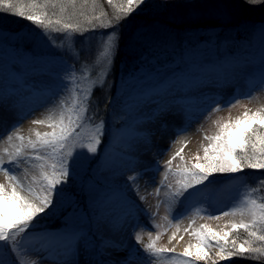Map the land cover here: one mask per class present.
Instances as JSON below:
<instances>
[{
    "label": "snow or ice",
    "instance_id": "1",
    "mask_svg": "<svg viewBox=\"0 0 264 264\" xmlns=\"http://www.w3.org/2000/svg\"><path fill=\"white\" fill-rule=\"evenodd\" d=\"M146 3L0 0V14L31 22L40 39L57 50L44 56L29 46H9L0 32V107L16 108L32 100L31 112L51 105L46 119L31 121L51 131L33 128L32 136L25 137L17 128L6 137L10 147L0 148V173L6 178V183H0V264H160L163 259L168 264H230L237 257L264 264V195H254L264 190V179L247 187L235 206L220 212L242 217L229 222L227 230L217 232L207 224L191 228L194 220L190 221L189 234L195 242L180 253L174 247H157L160 231L155 236L147 232V242L143 231H136L141 215L150 219L157 215L140 208L133 198L146 199L139 195V181L152 173L145 187L156 183L154 174L160 168L159 161L142 164L153 147L152 126L166 129L165 117L183 115L186 123L181 130L186 131L211 99L202 96L206 106L194 110L193 94L207 88L244 81L249 85L243 93L247 99L256 87L264 90V23L229 27L225 22L235 13L221 0H162L161 6L172 10L174 23L139 28L132 67L118 69L120 27ZM243 5L264 11V0H243ZM52 33L60 34L59 43ZM88 33L97 35L95 47L81 42L77 48V39ZM65 57L74 63L68 64ZM96 67L97 78L82 88L78 79L87 78ZM109 76L113 79L109 88L119 81L118 109L112 106V96L105 99V110L112 107L114 114L111 125L104 117L93 122L95 114L88 115L94 90L103 88ZM239 95L236 91L227 99L228 107L240 103ZM220 107L217 102L212 112ZM212 123L217 131L203 137L207 143H201L202 155L198 151L185 162L177 151L163 162L154 194L167 189L168 215L163 219L169 225L188 211L194 216L208 212V219L218 220L220 215H211L216 210L212 205L216 192L231 197L233 183H243L246 169L264 172V107ZM13 138L19 143H12ZM160 154L158 149L155 155ZM178 156L181 163L173 167ZM84 161L96 162L97 167L84 168ZM22 165L23 178L16 174ZM29 168L38 169V175ZM81 171L80 194L67 193L69 180ZM217 176L227 184L210 189ZM181 207L183 212L174 211ZM54 213L61 214L60 225L55 230L41 229V217ZM153 227L161 226L153 223ZM129 230L135 240L131 246L117 239ZM241 230L246 233L242 240Z\"/></svg>",
    "mask_w": 264,
    "mask_h": 264
},
{
    "label": "rangeland",
    "instance_id": "2",
    "mask_svg": "<svg viewBox=\"0 0 264 264\" xmlns=\"http://www.w3.org/2000/svg\"><path fill=\"white\" fill-rule=\"evenodd\" d=\"M151 2V3H150ZM222 3L232 6L234 15L229 17L228 21L225 23L228 24L229 27H236L237 25H244L248 24L246 22H243L244 19L252 17H262L263 20L256 21L254 24H260L264 23V11H253L248 9L246 6L243 5V0H221ZM162 0H147V3L140 8L139 11L134 13L131 17H129L126 21H124L120 27V33H121V43H120V49L118 54L116 55V67L118 69L126 71L127 69H130L135 61L136 56V49L134 46V35L136 31L141 27H153L156 25H168L172 26L174 23L172 21V10L166 9L161 6ZM103 7H105L109 12H111V9L107 8L106 4H102ZM148 6L150 8L156 7L155 9L157 13L149 12ZM91 6H89L90 11ZM99 9H97L98 11ZM155 12V11H154ZM259 12L263 14L262 16H259ZM0 32L4 34L5 37H7V44L9 46H14L15 44H19L21 47L29 46L32 47L34 51L40 53L44 56H49L50 53L56 52V48L53 47L52 44L47 43L46 41H42L40 37L37 35L39 32L38 29H35V27L31 24V22L24 20L22 18L14 17L8 14H0ZM52 36L57 38V43L60 42V34L52 33ZM97 39L96 34L88 33L85 35V37H81L77 39L76 41V47L79 48L81 45V42H83L85 47H89L90 45L92 47H95V41ZM68 64H73L74 61L69 58L65 57ZM83 60V55L81 57ZM77 69L80 68L79 64H76ZM100 69L99 67H96L91 74L84 79H78V82L80 83V86L82 88L87 87L88 83L92 79L97 78V74L99 73ZM113 83L112 76L108 77V82L103 88L97 87L94 90L93 97H92V104L89 110L88 115L91 117L93 114H95V118L93 122L98 121L101 117H104L109 125L113 123V112L112 107H108L107 111L106 104H104L106 97L112 96L113 102L112 106L117 107L118 105L115 103V98L119 97V81L116 82V87L109 88V85ZM243 86H248L244 81L241 82ZM232 85V84H231ZM244 88V87H243ZM230 90L224 91L223 88H207L204 89L203 93H194L193 94V107L194 110H199L201 108H204L206 105L202 102L201 97L207 96L211 99L207 102V110L203 112L202 115H199L196 119H194L190 126L187 127L186 131H182L184 124L186 123L185 119H180L179 115L177 116H168L165 117V122L167 123L168 127L166 129H161L159 127V124L153 125L152 130L154 132L152 136V150L149 152L147 156H144L142 158V164H151L152 163V155L156 152L153 151L155 148V144H159L158 149L161 150V154L157 156L158 158H161L162 161H167L174 153L177 151L180 152V155L184 158V161H188L190 158L194 157V155L199 151L202 155V149H201V143H207L206 140L203 139L205 135H214L217 131V125L213 124V121H225L232 119L234 120L236 117L240 116L245 110H251L255 111L261 107H264V95L263 90L257 87V91H251L250 95L252 96L251 99H247L243 97V95H239L236 98L240 100L239 104H236L235 107H228L226 101L229 97L233 95V89L229 88ZM242 92H248L249 90L240 89ZM223 96V100H221V97ZM252 100V101H251ZM220 102L221 107L218 111L212 112V108L216 107V103ZM23 105V103L21 104ZM103 105V106H102ZM102 106V107H101ZM103 108V110L101 109ZM102 112V113H101ZM118 114V113H117ZM103 115V116H101ZM51 131V129H49ZM165 143L161 145V143ZM6 147L9 144L6 143ZM100 154H104V145L102 144L100 146ZM33 163H36V161H33ZM181 163V159L178 156L173 161V167ZM24 165L21 166V170L18 171L20 173L21 178L22 176V170ZM97 167L96 162L89 163L88 161H84V168L88 169H95ZM250 171V175L254 178L252 183L246 182L243 178V183L240 182H234L233 187H235L237 190L244 192L247 187H255L257 186V183L260 179H264V172H258L256 170L246 169L245 171ZM29 171L38 175V169L35 168H29ZM2 174V173H0ZM131 173H126L125 175H130ZM81 176H83V171L80 172L79 175H77L76 179L73 181L72 179L69 180L67 186L65 187V191L69 194H80V187H81ZM87 179V177H85ZM217 179H221L223 182L225 181L224 178L217 176L215 178V181ZM170 180L172 178L170 177ZM0 183H6V179L3 178L0 180ZM159 182H156L150 186L149 192H147L146 195L143 193H139V195H144L146 199L144 201H140L138 199V196H133L134 199L137 200L138 204L140 205V208L146 210L147 212L151 213L153 211L157 212V215L154 218H149L148 216L141 215V227H137L136 231H143L144 233V240L145 242L148 241L147 232H152L155 236L157 231L161 232V235L157 241V247H168V248H175L174 242L172 239L170 240L169 233L172 232L175 228V225L177 224V220L171 219V224L169 225L168 220L163 219L166 215H168V211L166 208V204L163 203L162 197L164 193L167 191L165 188H161L160 195L156 196L154 194V190L157 187ZM140 188L141 185L144 184L143 180L139 181ZM145 187V185H144ZM148 190V186L145 187ZM151 193V194H150ZM257 197H260L261 195H264V190H261L254 194ZM217 199V195H215L214 199ZM213 199V201H214ZM160 201L159 209L156 208L157 201ZM236 198L232 199V201H235ZM212 201V202H213ZM214 211H211V215H220L214 214ZM60 213H54L49 214L48 216H42L39 220L38 224L41 229L53 227L54 225L60 224ZM220 217H223V215H220ZM238 217V216H237ZM196 219H199L194 227L191 228H198L201 224H207L210 228H212L214 231L222 232L224 230H227V225L225 223L219 222L217 224L218 220L208 219L206 217V214L204 212H201L195 216ZM243 219L247 220V217H243ZM241 219H239L240 221ZM236 220L235 222H239ZM153 223L159 224L161 227L159 229H156L153 227ZM183 228V227H182ZM190 229L188 231H183L182 234L178 235L176 237V240L178 241V237L180 236V243H181V252L183 251L184 247L188 246L190 243H194L195 239L194 237L190 236ZM190 236V237H189ZM241 240L246 238V233H243L241 230L240 232ZM117 239H122L126 244L129 246L135 244L134 240V233L129 230L127 233H124L120 235ZM215 251L216 249L213 247L210 249V255L212 258H215ZM180 253V252H176ZM248 262V259L243 258H233L230 262V264H246ZM160 264H168L167 259H163L160 261ZM203 264V262H201ZM219 264H229V262L220 261ZM255 264V263H253Z\"/></svg>",
    "mask_w": 264,
    "mask_h": 264
},
{
    "label": "bare ground",
    "instance_id": "3",
    "mask_svg": "<svg viewBox=\"0 0 264 264\" xmlns=\"http://www.w3.org/2000/svg\"><path fill=\"white\" fill-rule=\"evenodd\" d=\"M260 20H263V18L262 17H255V18L250 17V19L249 18L244 19L243 22H246L248 24H254V23H256V21H260ZM248 87H246V88H248ZM240 89H241V86H239L236 90H234V92L239 91ZM242 89H245V88H242ZM246 90L247 89H245V91ZM259 90H260V88H259ZM253 91H257V87L255 89H253ZM240 93H241V95H243V93H246V92L243 91V92H240ZM263 95H264V90H263ZM243 97H244V95H243ZM33 105H34V103L31 104L30 102H28V103H23V105H20L19 107H16V108L12 107L13 114L10 116L11 117L10 118L11 127L14 126L12 132L16 131V129L18 128L21 135H23L25 137H28V136H32L31 129H33V128H35L37 131H40V132L50 131L49 128L46 125H33V124H31V121L33 119H46L47 114H48L47 110L51 106L50 103L49 104H44L41 107H36L34 111L29 112V110L33 107ZM101 116H103V115H101ZM181 116H183V115H181ZM183 117H185V116H183ZM3 125L6 126V124H3ZM33 138H34V136H33ZM6 143H7L6 139L5 140H0V148L6 147L7 146ZM12 143H19V142L16 141L15 138H13V142ZM164 143H165V141H163V143H161V145H163ZM154 147L158 148L159 144H155ZM16 174L18 176H20L19 172H17ZM3 178H5V176L2 173V174H0V180L3 179ZM157 180L160 181V179H158V178H157ZM159 181H156V182H159ZM221 181H222L221 179H217L215 181V183H214V188ZM225 184H227V181H226V183H224V185ZM142 185L144 186L145 184H142ZM151 185L148 186V190L147 189L146 190H142L140 188L139 193H143L144 195H146L147 192H149ZM242 194H243V192H241V191H239V190H237L236 188L233 187V191L231 193V197L224 196V197H222L220 199L219 202L214 200L212 202L213 206L219 203L218 206H217L218 209H217V211H214V214H217V213L219 214L221 211H227L230 207L235 206L238 202L232 201V199L236 198L237 201H238L239 196H241ZM205 207H207V206H205ZM190 212H191V215H193L192 211H190ZM239 219H242V217L239 215V213H237L236 215L223 216V217L219 218V221H217V224L219 222L228 224L229 222H233V221L235 222L236 220L239 221ZM188 227L189 226L186 225V221H185V223L183 225L177 223L175 225L174 230L169 233V236H167V237H169L170 240L172 239V241L174 242V246H175V251L176 252H181V247H180L181 243L179 242L180 241V236H181L180 234H182L183 231L185 229H187ZM177 234L180 235L178 237V241L176 240Z\"/></svg>",
    "mask_w": 264,
    "mask_h": 264
},
{
    "label": "trees",
    "instance_id": "4",
    "mask_svg": "<svg viewBox=\"0 0 264 264\" xmlns=\"http://www.w3.org/2000/svg\"><path fill=\"white\" fill-rule=\"evenodd\" d=\"M151 3V2H150ZM156 8V7H155ZM154 7H152V8H150L149 6H148V9L147 10H149V12H152V13H157L156 12V10H158V9H155ZM155 11V12H154ZM263 14H261L260 12H259V16H262ZM103 105H105V102H104V104ZM102 105V106H103ZM101 106V107H102ZM101 109V108H100ZM101 110H103V108L101 109ZM102 113V112H101ZM253 263H255V262H253V261H251V260H248V262H246V264H253Z\"/></svg>",
    "mask_w": 264,
    "mask_h": 264
}]
</instances>
